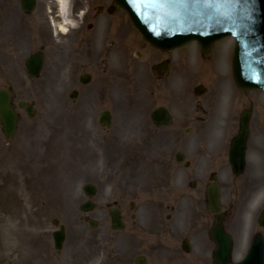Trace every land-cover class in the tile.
Listing matches in <instances>:
<instances>
[{"label": "rangeland", "instance_id": "374dc122", "mask_svg": "<svg viewBox=\"0 0 264 264\" xmlns=\"http://www.w3.org/2000/svg\"><path fill=\"white\" fill-rule=\"evenodd\" d=\"M88 1L91 5L95 2ZM126 22L121 31L129 58L124 51L121 60H111L106 74L100 69L103 61L96 60L97 71L92 74L95 79L80 84L75 102L70 97L75 76L68 69L74 59L49 54L40 76L30 78L23 58L14 56V48L9 52L0 35V88L11 86L16 102L34 101L37 109L33 117L23 112L17 132L10 140L5 138L0 124V264H102L104 254L109 258L107 264H119L115 251L120 242L112 238L107 250L101 247L103 234H119L111 232L108 226L105 200H117L128 215L134 212L137 224L146 223L147 219L152 223L154 215L158 216L161 200L169 202L170 198L178 203L185 195L180 199L183 203L198 189L184 182L196 179L201 184V177L208 174L210 161L204 153L194 155L187 150L185 159L177 162L172 151L183 147H174L175 143L172 145L168 140L169 131L165 128L154 131L150 121V111L163 104L171 107L175 116L182 111L194 115L196 98L191 89L202 81L201 77L187 76L186 93L183 90L178 93L177 85L171 91L174 98L167 102L159 91L165 90L166 83L162 87L160 82L152 83L150 59L133 56L135 50L142 51L136 42L141 39L130 24L126 28ZM233 44L234 39L227 37L216 43L215 55L207 64L200 66L199 59L202 77L213 79V84L222 80L225 86L219 66L223 64L224 71H231ZM193 48L190 44L185 50L189 62L195 56ZM188 67L190 70L191 66ZM149 90L155 91V95ZM249 98L254 104L253 121L264 118V94L255 90L249 93ZM219 103L217 99L209 114L211 131H215L220 121ZM240 107L235 104L236 110ZM104 108L112 111L111 126L100 125L96 120ZM229 129L232 132L236 126ZM253 130L247 146L250 161L260 157L257 149L262 150L263 146L259 147L257 141L264 127ZM185 160L190 162L188 167L183 166ZM86 182L94 183L98 190L92 197L95 208L89 213L79 208L87 199L83 190ZM131 200L135 202L134 210L129 208ZM85 215L97 219L99 224L91 226L83 219ZM53 218L65 227L60 252L53 247L52 230L56 228ZM127 250L121 255L132 254L131 247ZM237 256L235 253L234 258ZM188 257L195 264V252Z\"/></svg>", "mask_w": 264, "mask_h": 264}, {"label": "flooded vegetation", "instance_id": "af4514ba", "mask_svg": "<svg viewBox=\"0 0 264 264\" xmlns=\"http://www.w3.org/2000/svg\"><path fill=\"white\" fill-rule=\"evenodd\" d=\"M94 1L92 5L88 0H81L79 3L76 0L71 2L68 10L71 24L63 33L58 30L59 20L55 0H34L31 9H24L23 0H0V35L9 47V52L10 48H14L16 51L14 56L19 55L25 63L28 57L40 54L44 61L43 67L49 54L74 59L71 67L68 68L75 76L73 94H71L73 102L76 101L75 98L81 90L80 84L92 83L95 79L92 74L97 71L96 60L103 61L100 69L102 74H106L111 60L114 58L121 60L124 51H127L124 54L126 58L130 56L128 49L123 46L121 31L123 22L124 24L128 22L127 14L112 0ZM127 22L126 28H130ZM136 42L142 51L135 50L133 56L150 59L148 65L154 76L152 83L160 82L161 87L166 83L165 90L159 89L161 96L163 95V98L169 102L171 98H174L171 91L177 85H179L178 93L182 90L186 93V72L189 65L186 53L184 51H160L149 47L142 40ZM143 50L146 51L143 52ZM147 51L151 53L147 54ZM199 59L200 66H203L211 60V54L199 55L198 67L195 71L200 73L202 70L199 69ZM24 67L26 70L25 64ZM166 67H168L167 71H165ZM205 80L208 87L203 94H195L194 86L191 89L196 98L193 104L194 115H190L185 110L186 112L182 111L175 116L173 109L163 104L160 106H163L170 115L168 122L157 125L152 120V112L156 107L150 111V121L154 131L163 128L169 131L168 140L172 145L175 143L174 147L176 145L183 147V150L180 148L175 152L172 151L177 162H181L178 160L181 155L186 157L185 151L187 150L194 155L204 153L210 161L209 175L201 177V184H196L195 180L194 186H192V179L184 182L193 189L198 186V189L190 199H186L183 203L180 199L185 195L180 197L178 203L171 202L170 198L169 202H165V199L161 200L158 216L154 215L155 222L152 223L147 219L146 223L137 224L134 212L128 215L117 200H112V202L105 200L106 215L109 217L108 226L111 232L119 234L109 236H106L108 233L103 234L101 247L107 250L112 238L120 242L121 245L115 251L116 261L119 264L125 262L129 264H181L186 261L192 264V261L188 259V254L192 252L196 254L195 264L203 262L215 264L214 251L217 243L211 236V230L216 225H220L226 233L232 236V251L238 250L240 253L246 250L255 235H260L264 241V133L257 141L259 147L263 145L262 150L257 149L260 157H253L250 161L246 152L242 173H234L230 161V144L239 130L241 113L243 111L250 113L249 137L253 129L264 127V118H258L259 121L256 120L257 125H255L256 121H253L254 104L249 98V93L235 90L232 86H224L220 81L218 84H213L214 80L211 78H205ZM149 91L155 95V91ZM182 96L183 94L178 98ZM155 97L161 99L159 96ZM179 99H176L177 103ZM217 99L220 102V121L216 123L215 131H211L213 123L209 119V114ZM238 103L241 107L236 110L235 104ZM13 105L17 107L14 96ZM109 111L112 120V111ZM232 126H236V129L231 132L229 128ZM207 137L211 139L205 144ZM208 150L211 152L206 153ZM189 165L188 160L183 162V166L188 167ZM182 176L187 175L182 174ZM210 183L217 184L219 187V210L215 212L209 210L206 199ZM134 204L133 200L129 202L131 210H134ZM114 208L119 212L120 222L114 221ZM126 218H129L128 222ZM120 223L123 225L121 229L114 228L115 224ZM98 224L97 220L96 225ZM104 226H107V222ZM106 237H108L107 240ZM127 247H131L132 254L121 255L122 252L128 251ZM204 252L209 255L203 256ZM186 258L187 260H184ZM107 261L109 258L104 254L102 264H107Z\"/></svg>", "mask_w": 264, "mask_h": 264}, {"label": "water", "instance_id": "95a60500", "mask_svg": "<svg viewBox=\"0 0 264 264\" xmlns=\"http://www.w3.org/2000/svg\"><path fill=\"white\" fill-rule=\"evenodd\" d=\"M115 3L128 12L144 40L158 48L182 47L196 40L206 52L216 40L233 35L232 67L237 85L244 91L253 88L264 91V0H115ZM40 64L38 58L34 73ZM0 120L9 138L16 128V113L6 90L0 91ZM247 133V118H242L232 146L238 162L243 157ZM53 236L55 247L59 248L64 233L55 230ZM228 251L229 244H222L217 253L220 264H226ZM236 264H264L260 241H254L245 258Z\"/></svg>", "mask_w": 264, "mask_h": 264}, {"label": "bare ground", "instance_id": "6f19581e", "mask_svg": "<svg viewBox=\"0 0 264 264\" xmlns=\"http://www.w3.org/2000/svg\"><path fill=\"white\" fill-rule=\"evenodd\" d=\"M58 5V15L61 19V28L65 29L66 25L70 23L69 17H68V8L70 6L71 0H56ZM199 93V92H197Z\"/></svg>", "mask_w": 264, "mask_h": 264}]
</instances>
